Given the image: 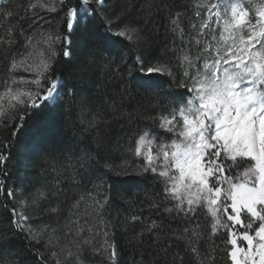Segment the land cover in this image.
<instances>
[{
  "label": "trees",
  "instance_id": "trees-1",
  "mask_svg": "<svg viewBox=\"0 0 264 264\" xmlns=\"http://www.w3.org/2000/svg\"><path fill=\"white\" fill-rule=\"evenodd\" d=\"M224 2L250 7L249 17L254 22L255 6L264 0H253L251 6L249 0ZM49 3L58 4L59 0H0V13L5 9L13 12L11 17L0 16V93L4 91L6 77L30 81L35 75L23 68L9 73L11 56L20 59L19 53L31 52L28 63L38 64L41 53L44 57L48 55L47 46L36 44L35 39V47L25 49L21 31L29 35L36 30L37 38L40 29L50 32L55 28L62 34L67 33L64 19H52L58 14L39 8L40 4ZM78 3L79 0H70L72 7ZM213 3L221 0H105L102 10L103 16L111 19L113 29L127 25L138 30L139 42L125 49L129 59L139 55L149 65H168L176 79L188 82L184 72L188 70L191 74L195 68H188L186 63L178 66V60L188 55L197 65H202L204 57L215 58L214 49L221 44L220 26L213 25L216 40H212L209 29L204 30L203 36L198 33ZM30 4H36L37 8L31 9ZM90 7L98 8L94 2ZM32 11L39 12V16L32 17ZM197 12L201 14L199 17ZM84 19L82 15L70 45L55 46L59 55L52 76L73 87L74 94L69 95L66 88H61L56 103L27 116L22 127H17L21 123L18 118L8 120L7 126L5 118H0V154L6 158L0 163V187L3 188L0 191V264H133L134 260L136 264H155L159 251L153 243L156 237L160 236L161 242L165 237L173 240L172 233L185 226L182 217L169 219L163 209L157 211L151 206L163 195L159 181L151 173H143L142 161L128 151L138 133L160 131L159 117L171 110L170 102L163 96L130 88L128 70L118 60L107 57L103 47L88 34L94 26L104 32L101 15L89 17L91 23L87 29ZM12 29L18 36L14 47L4 43ZM126 43L121 41L116 47ZM206 43H211L212 52H203ZM65 50L70 52L67 58L63 56ZM198 55L202 58L200 61L195 60ZM155 78L166 93L184 91L176 87L172 76L156 75ZM19 87L34 88V85L21 82ZM0 104L7 115V98ZM86 155L97 158L99 163L86 167ZM9 190L14 192V197L7 195ZM104 196H110V200L105 206L103 223L98 224L94 215L84 216V213L91 211L92 198ZM77 201L81 224L85 220L88 221L86 228L98 224L101 232L107 225L108 239L117 251L115 261L96 250L103 244L102 235L79 249L70 244L73 239L79 240L74 234L65 236L70 227L69 209ZM13 209L28 217L26 223L36 233L35 240L30 242L26 234L17 232L13 221L18 217H13ZM208 220L201 212L198 222L208 224ZM153 221L157 227L164 225L161 232L148 231ZM237 230L238 227L237 234L243 232ZM206 232L210 233V226ZM81 235L89 233L84 231ZM228 241V231L221 229L215 236L204 235L197 247L208 257L207 264H232L228 254L232 246ZM238 245H241L239 239ZM179 246L183 249L184 264H201L188 251V242L180 241ZM69 250L74 253L71 257L67 255Z\"/></svg>",
  "mask_w": 264,
  "mask_h": 264
},
{
  "label": "snow or ice",
  "instance_id": "snow-or-ice-1",
  "mask_svg": "<svg viewBox=\"0 0 264 264\" xmlns=\"http://www.w3.org/2000/svg\"><path fill=\"white\" fill-rule=\"evenodd\" d=\"M93 2L98 8L90 7ZM252 2L249 0L250 6ZM104 4L105 0H79L78 5L72 7L70 0H59L58 4L39 5L47 13L58 14L52 19H64L67 33L62 34L55 28L50 32L40 29L39 38L35 36L36 30L29 35L23 31L19 33L24 36L25 49L29 46L34 48L35 39L36 44L47 46L48 55L44 57L41 53L38 64L28 63L31 52L27 55L19 53L20 59L11 56L9 73L23 68L35 75L30 81L23 77L19 80L14 76L5 78L0 102L7 98L9 111L6 115L0 104V118H5V126L8 120L18 118L21 123L17 127H22L27 116L54 105L61 88H66L69 95L74 94L73 87L52 76L59 55L55 46L58 43L71 44L72 34L80 27L82 15L87 29L91 23L89 17L94 18L99 13L104 21V32L94 26L88 34L103 47L107 57L118 60L128 70L130 88L156 97L163 96L170 102L171 110L159 117L160 131L153 129L138 133L128 148L132 155L142 159V172L151 173L159 181L163 195L151 206L157 211L163 209L169 219L182 217L185 224L182 230L172 233L173 240L165 237L161 242V237H156L153 243L159 251L156 252L158 259L155 264H184L180 241L188 242V251L194 253L201 264H207L208 257L201 254L197 243L204 235L215 236L221 229L229 233L228 242L232 247L228 254L232 264H264V3L255 6L254 22L249 17L250 7L240 3L221 0V3L208 7L198 33L203 36L204 30L209 29L212 40H216V27L213 25L221 26L219 41L223 42V46L218 45L214 49V59L204 57L202 65H197L188 55L178 60V66L186 63L188 68H195L191 74L185 70L188 82L176 79L168 65H149L139 55L129 59L125 49L139 42V32L127 25H117L113 29L111 19L103 16ZM29 7L36 9L37 5L30 4ZM2 15L11 17L13 12L5 9L0 13ZM31 15L38 17L39 12L32 11ZM200 15L197 12V16ZM172 21L175 25V17ZM112 36L118 39L113 41ZM17 39L15 29H12L4 38V43L14 47ZM121 41L127 43L116 47ZM196 43H200L199 39ZM212 51L211 43H206L203 52ZM63 56L69 57L70 52L63 51ZM201 59L199 55L195 58L196 61ZM165 74L172 76L176 87L184 91L166 93L155 78ZM21 82L30 83L34 88H21ZM5 159L0 154V163ZM85 161L89 168L99 163L91 155H86ZM0 191H3L2 187ZM7 195L14 197V192L9 190ZM109 200L110 196L92 198L91 211H86L84 216L94 215L98 224L103 223L102 217ZM78 209L79 201L69 209L70 227L65 236L74 234L79 237L70 244L79 249L102 235L103 244L96 250L106 254L108 260L115 261L117 251L108 239L107 225L102 232L98 224L86 228L88 221L80 223ZM201 212L209 217L208 224L198 222ZM242 213L246 214L247 221ZM12 214L14 218L18 217L13 221L17 232L26 234L30 242L35 240L36 233L26 223L28 217L16 209L12 210ZM254 225V231H248ZM209 226L210 233L206 232ZM236 226L246 230L237 234ZM163 228V224L157 227L153 221L148 231L159 233ZM84 231L89 235H81ZM238 239L246 242V249L238 245ZM52 254L56 255L55 252ZM67 255L71 257L74 253L69 250ZM133 264H136L135 260Z\"/></svg>",
  "mask_w": 264,
  "mask_h": 264
},
{
  "label": "rangeland",
  "instance_id": "rangeland-1",
  "mask_svg": "<svg viewBox=\"0 0 264 264\" xmlns=\"http://www.w3.org/2000/svg\"><path fill=\"white\" fill-rule=\"evenodd\" d=\"M215 18V17H214ZM221 27V26H220ZM221 30H222V28H221ZM220 46H223V42H221L220 41ZM259 47V45H257V48ZM154 151H155V148H154ZM140 161H142V159L140 158V157H137ZM229 211H231L230 209H229ZM242 217L244 218V219H246V221H247V216H246V214H243L242 213ZM237 227H238V229L239 230H237V231H245L246 229H244V228H241V227H239V226H236V229H237ZM254 227H255V225L253 226V229L252 230H254ZM248 231H251V230H248ZM239 241H241V245H240V247H242V248H245L246 249V242H244L242 239H239ZM241 258H242V254H241ZM258 259V258H257Z\"/></svg>",
  "mask_w": 264,
  "mask_h": 264
}]
</instances>
